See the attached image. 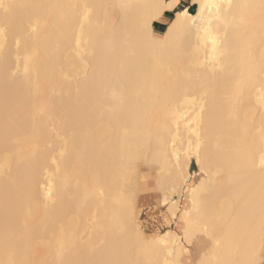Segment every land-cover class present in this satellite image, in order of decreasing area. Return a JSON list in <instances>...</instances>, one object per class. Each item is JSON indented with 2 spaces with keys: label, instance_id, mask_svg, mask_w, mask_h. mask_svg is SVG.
<instances>
[{
  "label": "bare ground",
  "instance_id": "obj_1",
  "mask_svg": "<svg viewBox=\"0 0 264 264\" xmlns=\"http://www.w3.org/2000/svg\"><path fill=\"white\" fill-rule=\"evenodd\" d=\"M179 1L0 0V264H264V0Z\"/></svg>",
  "mask_w": 264,
  "mask_h": 264
},
{
  "label": "rangeland",
  "instance_id": "obj_2",
  "mask_svg": "<svg viewBox=\"0 0 264 264\" xmlns=\"http://www.w3.org/2000/svg\"><path fill=\"white\" fill-rule=\"evenodd\" d=\"M195 6L190 9V11H194ZM173 16V13H169L168 15H165V17H162L164 19L163 22L160 21H154L158 22L161 25L166 26L169 22V19ZM165 28V27H164ZM146 167V166H143ZM189 169L191 172L196 171L197 166L195 164L194 159L191 160ZM145 170V171H144ZM143 171L146 174V184H147V190L142 191L139 195L140 198L138 199V205L140 207V212H139V219L141 220V227L144 230L145 234L148 233H154V232H161L166 229H172L175 228L176 231H180L181 228V223L178 221V219H171L170 220V215L167 213V207L166 206H160L158 203V195L154 193L153 189L151 190L150 187L153 185L151 184L152 182V176L153 170H149L150 173H147L148 169L143 168ZM152 172V173H151ZM149 175V176H148ZM150 175H152L150 177ZM149 179V180H148ZM149 181V182H147ZM150 183V184H149ZM150 191H149V189ZM183 201V202H182ZM185 201L184 198L182 197L180 199V205H184ZM196 247L194 246H188L189 250V255L188 256V261L193 262L196 255L198 254V250L201 249V239H198ZM193 248V249H192ZM194 251V252H193Z\"/></svg>",
  "mask_w": 264,
  "mask_h": 264
},
{
  "label": "crops",
  "instance_id": "obj_3",
  "mask_svg": "<svg viewBox=\"0 0 264 264\" xmlns=\"http://www.w3.org/2000/svg\"><path fill=\"white\" fill-rule=\"evenodd\" d=\"M195 5H193V3L191 2V0H180L179 4L177 6V9H182V8H187V9H191L192 7H194ZM167 13H173L172 11H166L164 13V17L165 15H167ZM163 22V21H160Z\"/></svg>",
  "mask_w": 264,
  "mask_h": 264
},
{
  "label": "trees",
  "instance_id": "obj_4",
  "mask_svg": "<svg viewBox=\"0 0 264 264\" xmlns=\"http://www.w3.org/2000/svg\"><path fill=\"white\" fill-rule=\"evenodd\" d=\"M192 12V11H191ZM169 13H167V15H168ZM153 27H154V30L156 29V31H159V32H161V31H163L164 30V25H161L160 23H158V22H153Z\"/></svg>",
  "mask_w": 264,
  "mask_h": 264
}]
</instances>
